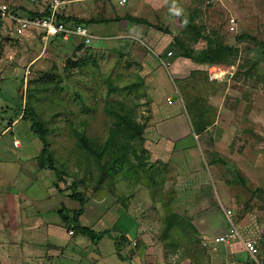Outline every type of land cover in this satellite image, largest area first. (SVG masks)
Masks as SVG:
<instances>
[{
  "label": "rangeland",
  "instance_id": "rangeland-1",
  "mask_svg": "<svg viewBox=\"0 0 264 264\" xmlns=\"http://www.w3.org/2000/svg\"><path fill=\"white\" fill-rule=\"evenodd\" d=\"M62 1L58 13L99 22L125 19L118 16L111 2L115 0ZM159 1L158 10L143 15L175 38L171 47L166 46L172 51L169 62L176 54L183 58L187 50L199 58L210 42L231 48L223 61L207 62L215 64L213 70L223 71L213 87L216 113L210 126L216 174L202 187L175 190L180 183L172 165L155 160L157 155H151L142 141L111 133L120 116L130 115L139 124L150 117L149 88L139 76L140 65L129 55L131 47L121 45L115 33L89 45L74 37L46 41L37 31L19 37L8 21L0 19V96L13 109L17 96L23 106L32 107L47 142L44 161L68 192L97 193L96 199L108 208L115 202L123 205L133 192V210L143 235H138V244L132 243L136 249L155 263L165 257L167 264H192L209 228L230 226L224 216L227 209L232 211L230 220L245 234L264 237V0ZM13 3L27 15L44 11L47 0ZM164 32L158 33L160 37ZM150 47L142 43L136 49L144 52ZM201 73V79H207V72ZM171 81L175 87L171 84L167 93L172 92V102L182 106L177 83ZM203 137L207 147L202 148L201 166L207 170L209 134ZM130 147L138 149L136 156ZM145 170H150L151 178Z\"/></svg>",
  "mask_w": 264,
  "mask_h": 264
},
{
  "label": "crops",
  "instance_id": "crops-1",
  "mask_svg": "<svg viewBox=\"0 0 264 264\" xmlns=\"http://www.w3.org/2000/svg\"><path fill=\"white\" fill-rule=\"evenodd\" d=\"M111 2L118 16L125 19L106 23L94 20L86 27L95 35L93 40L115 33V37L121 38L118 41L121 45L131 47L129 55L140 65L139 76L144 86L149 88L150 110V117L142 131V142L145 147L149 146L151 155H157L155 160L175 168V180L180 183L174 186L175 190L202 187L216 174L212 169L215 165L212 153L215 140L210 126L214 124L211 118L216 113L213 87L221 80L223 70H213L215 64L209 66L207 62L193 64L189 57L181 58L179 54L174 56L173 62H169L167 56L172 51H167L166 46L171 47L175 38L143 15L144 12L158 10L159 0H127L124 4H120L119 0ZM130 4L132 6L128 8ZM14 10L22 16L41 12L35 10L24 15L21 12L26 13L25 10L17 4ZM58 14L71 15L68 12ZM128 17L147 22L133 21ZM92 29L98 32L94 33ZM163 32L166 35L160 37L158 33L162 35ZM142 43L151 46L148 51L136 49ZM183 60L191 63H184ZM187 68L188 72L184 74ZM202 70L207 72V79H201ZM210 73L218 75L213 78L216 80L208 78ZM171 78L177 83L176 90L182 106L172 102V92L167 93L169 86L175 84ZM20 123L24 124L16 131ZM206 133L209 134L208 148H211L208 149L211 163L206 165L207 170L201 166V162H205L202 148L207 147L203 137ZM43 155L40 139L32 132L29 120L22 117V106L13 109L0 96V264H167L165 257L155 263L146 252L132 244L135 241L138 244L137 238L143 236L142 224L133 210V192L127 194L123 205L115 202L109 208L101 204L102 200L96 199L97 193L83 195L85 201L82 204L76 202L70 196L71 192L58 181ZM151 201L149 198L146 204ZM62 208L68 217L73 211L81 209L79 224L101 234L100 237L84 235L74 228V231L71 230V224L62 218ZM224 216L230 226L227 223L226 228L218 227L215 231L209 228L208 235L203 236L198 246L199 256L192 264H239L249 258L240 240H215L232 226L244 238L253 237L239 229L225 212ZM257 237L260 239L259 257L264 260V237Z\"/></svg>",
  "mask_w": 264,
  "mask_h": 264
},
{
  "label": "built area",
  "instance_id": "built-area-1",
  "mask_svg": "<svg viewBox=\"0 0 264 264\" xmlns=\"http://www.w3.org/2000/svg\"><path fill=\"white\" fill-rule=\"evenodd\" d=\"M28 2H39L46 0H25ZM127 0H119L120 4L126 3ZM62 0H47L48 14L43 16H22L14 10L15 3L13 0H0V19L6 20L10 23L13 31L19 37L23 36L26 32L35 30L41 35L43 40L50 37L59 36L62 39H68L71 37H78L84 44L88 45L95 38V36L89 31L86 25L64 23L57 19L58 8L63 4ZM210 78H217L218 75L210 73ZM14 145H17V141H14ZM226 217L230 219L232 211L227 209L225 211ZM73 233V231H70ZM238 239L241 241L244 249L248 254V259L242 260L239 264H264V260L259 257V238L251 237L244 238L236 227L232 226L231 229L216 237V241L229 242L230 240ZM135 245V242H133Z\"/></svg>",
  "mask_w": 264,
  "mask_h": 264
},
{
  "label": "trees",
  "instance_id": "trees-1",
  "mask_svg": "<svg viewBox=\"0 0 264 264\" xmlns=\"http://www.w3.org/2000/svg\"><path fill=\"white\" fill-rule=\"evenodd\" d=\"M30 14L32 16H43L48 14V7L45 8L44 11L41 12H30ZM130 20L133 21H137V22H147L144 19H140V18H132V17H128ZM57 19L64 22V23H74V24H83V25H87L91 22H94L93 19L91 18H82V17H75V16H63V15H57ZM103 21H109L107 19L103 20ZM179 42V41H178ZM211 43V42H210ZM208 43L206 49H203L202 51H200V55L199 58H193L191 56V54L189 53L190 50H187L184 52L183 56L185 57H191L193 60L197 61V62H208V63H214V62H221L224 60V56L229 53V51L231 50L230 47L223 45L221 43H218L216 45H212ZM178 44H182L181 42H179ZM17 106L21 107L22 106V117H28V120L30 122V128L32 130V132L40 139L41 143H42V153H44L46 151L47 148V142L43 136V134L41 133V131L38 128V123L36 121L35 118V114H33V109L32 107L29 106L28 103H24V106L22 105V99L21 97L17 96ZM120 119H117V121L115 122V127L113 130H111V133L113 135L117 134H123L127 140H131L132 138L134 139H138L139 141H142V131L144 129L145 124H139L138 122H136L135 120L130 118V115H123L120 116ZM202 128V126L200 127ZM116 136H113V138H115ZM108 144V143H107ZM107 148H105L106 150ZM130 149L133 151V153L135 154V156L137 155V153L139 152L138 149L136 150L135 147H130ZM90 150V149H89ZM91 152L94 154V150L91 149ZM103 154V153H102ZM114 155V154H113ZM111 155V156H113ZM114 157V156H113ZM134 165H131L130 167H133ZM140 166H142V168L144 167V163H141ZM137 167V166H135ZM133 167V168H135ZM145 172L147 173V175L149 176V178H151V173L150 170H145ZM70 196L76 200H78L81 204L85 201V197L83 196L82 193L73 190V192L70 193ZM60 213L62 215V218L65 222H69L71 224V230L74 231V229H76L77 231H79L80 233L90 236V237H100L101 234H96L95 232H93L92 230H90L87 227L81 226L78 222V216L81 214V209L79 210H75L72 213L71 217H68L65 213V209L62 208L60 210ZM167 227L169 228V226L167 225ZM74 228V229H73Z\"/></svg>",
  "mask_w": 264,
  "mask_h": 264
},
{
  "label": "clouds",
  "instance_id": "clouds-1",
  "mask_svg": "<svg viewBox=\"0 0 264 264\" xmlns=\"http://www.w3.org/2000/svg\"><path fill=\"white\" fill-rule=\"evenodd\" d=\"M177 14H179V13L177 12Z\"/></svg>",
  "mask_w": 264,
  "mask_h": 264
}]
</instances>
